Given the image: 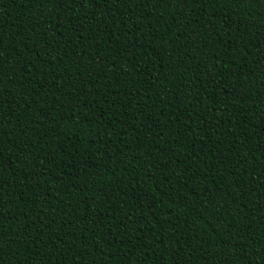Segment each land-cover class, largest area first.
<instances>
[{
	"label": "trees",
	"instance_id": "16d2710c",
	"mask_svg": "<svg viewBox=\"0 0 264 264\" xmlns=\"http://www.w3.org/2000/svg\"><path fill=\"white\" fill-rule=\"evenodd\" d=\"M0 264H264V0H0Z\"/></svg>",
	"mask_w": 264,
	"mask_h": 264
}]
</instances>
